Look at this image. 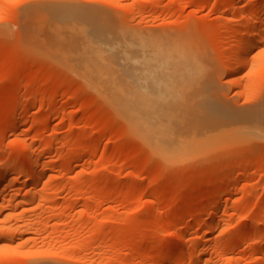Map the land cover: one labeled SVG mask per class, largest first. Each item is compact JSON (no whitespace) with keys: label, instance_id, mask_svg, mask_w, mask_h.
I'll list each match as a JSON object with an SVG mask.
<instances>
[{"label":"rangeland","instance_id":"1","mask_svg":"<svg viewBox=\"0 0 264 264\" xmlns=\"http://www.w3.org/2000/svg\"><path fill=\"white\" fill-rule=\"evenodd\" d=\"M46 3L96 10L120 44L101 45L96 66L70 45L56 57ZM143 69L164 70L146 81L158 107L201 114L176 156L114 111ZM3 170L0 264H264V0H0Z\"/></svg>","mask_w":264,"mask_h":264},{"label":"bare ground","instance_id":"2","mask_svg":"<svg viewBox=\"0 0 264 264\" xmlns=\"http://www.w3.org/2000/svg\"><path fill=\"white\" fill-rule=\"evenodd\" d=\"M47 4L48 3H46V5H42L43 7H39L41 12L40 16L43 15L47 20L46 23L47 33H43V35L46 34L45 35L46 37L43 39H45V43H44L45 45H50L51 51L54 53L56 57H57V45H70L71 53L76 55L78 54L81 55L80 59L83 60V64L85 67L96 66L100 63L101 60V58H99L101 55L100 51H102L101 45L120 44L110 39L109 34H107L105 27L101 23L99 13L96 10L86 9L84 7L81 8L78 6H73L68 4L66 5L61 4V6H58L57 4H50V5ZM33 6L35 5L33 4ZM27 8L29 9V7ZM26 11L29 10L26 9ZM32 15L34 14L32 13ZM46 20L44 19L45 22ZM57 27H58V31H57ZM259 33L260 32H258L254 28V30L251 31L248 37L245 38L244 44L242 43L243 45H245L243 51L237 55L236 59L235 57L234 58L232 57L234 60L233 63L231 60L229 61L230 62L229 64L231 65L230 68H232L233 71H238L243 67H245V65L247 64L248 52L253 48L254 45L258 44L257 39L258 36H260ZM144 45H147V43H144ZM103 62L105 61L103 60ZM163 74H164V70L162 69L161 72L146 70V69L141 70L140 78H139L141 86L139 88L140 91L138 92V96L135 97L134 100L127 98L124 101L119 95H116L117 97L114 99V102L115 100L117 102H115L116 108L114 111L118 117H121V119L126 122V125L130 128L129 130L132 131L135 137H137L145 146H147L150 149V151H152L154 154L156 153V155L169 158L176 156L180 152L185 151L186 149L190 148V146L193 145L194 141L196 140L195 136H197L200 131L198 122L199 119L202 118H199V116L201 117V114L184 112L182 110L163 109L158 107L159 103L156 101L155 99L156 97L153 96L152 94L146 93L149 88L147 87L146 81L151 80ZM117 80L118 79L112 80V84L116 88H118V85L116 84ZM50 152H52V150H50ZM47 153L49 154V149ZM47 153H43V155L45 154L47 156ZM32 156L30 155V157ZM35 157L34 158L32 157L33 160L30 162L31 167L36 165L37 163ZM19 162L20 161H18L16 164H18ZM29 169L28 171H30ZM4 171L5 170H3V172L1 171L2 173L0 174V178L3 177L5 178L8 175L7 172L5 173ZM9 172L10 170H8V173ZM30 172L34 174L33 171ZM40 175L41 174L39 172V175L34 174V178L33 176H30L31 181L35 182L36 180L34 181L33 179H37L38 177L40 178ZM110 179L108 178L109 180L108 184H112ZM115 183H117V181L114 182L113 184ZM10 186L12 187V184H10L9 186L7 184L6 185L4 184L2 185V187L0 186V188L1 189L3 188L2 190L4 191L8 189ZM151 206H153V204L150 205V207ZM170 207H171V203L169 204V208ZM172 219H174V217H172ZM188 220L189 218H187L184 221L186 222ZM170 221L171 218L169 217L167 222ZM186 226L187 224L184 227ZM212 227L214 226L212 225ZM182 229L184 228H181L179 231H181ZM186 229L187 228H185L184 230ZM260 231H256L254 234L255 235H259L260 233L264 234L263 230L262 232ZM179 234L177 237L175 236L174 239L175 238L182 239L181 236H179ZM174 239H171L173 241H171L170 243H174ZM263 253L262 255H264ZM192 257L194 256L189 257L190 258L189 263L191 262V264L197 259L195 257L194 258ZM187 259L188 258L182 259V263L184 264ZM198 260L199 259H197L196 261ZM257 264H263V263L259 262Z\"/></svg>","mask_w":264,"mask_h":264}]
</instances>
